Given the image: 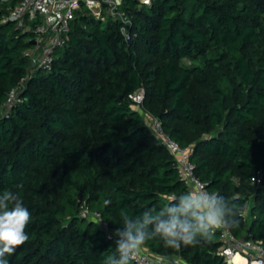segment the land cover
I'll list each match as a JSON object with an SVG mask.
<instances>
[{
  "label": "trees",
  "instance_id": "16d2710c",
  "mask_svg": "<svg viewBox=\"0 0 264 264\" xmlns=\"http://www.w3.org/2000/svg\"><path fill=\"white\" fill-rule=\"evenodd\" d=\"M17 2L0 0V193L18 192L31 220L9 264H104L115 240L84 211L115 230L121 208L137 215L189 191L135 110L140 90L191 150L196 177L240 209L232 233L264 246V0H125L128 37L118 20L78 13L52 71L29 69L34 35L2 23ZM221 246L216 230L195 246L143 249L227 264Z\"/></svg>",
  "mask_w": 264,
  "mask_h": 264
},
{
  "label": "built area",
  "instance_id": "2783aa9c",
  "mask_svg": "<svg viewBox=\"0 0 264 264\" xmlns=\"http://www.w3.org/2000/svg\"><path fill=\"white\" fill-rule=\"evenodd\" d=\"M13 1L15 0H3V3L10 4ZM135 1L145 4L151 2V0ZM124 2L125 0H18L14 7L8 9V14L5 15L2 23H14L24 33L34 35L31 39L33 46L25 54L29 69L52 71L55 53L67 44L72 23L76 20L78 13H89L102 22L108 19L118 20L122 25L121 32L128 37L127 28L131 21L122 11ZM130 98L135 105L138 104L143 107L145 92L140 90ZM15 100L16 91H13L8 103ZM149 116L152 123V127H149L153 129L160 142L175 157L179 176L185 186L192 191H198L201 186L207 190L206 185L196 177L195 166L191 162V150L181 147L180 144L172 140L164 132L160 121L151 115ZM145 120H147L146 117H144ZM256 183L260 184L261 181L257 180ZM247 213V208H244L245 217ZM83 217L95 220L108 237L115 231L103 221L99 213H89L86 210ZM218 230L222 242L220 256L224 258L227 264H264V246L262 243L254 241L250 236L237 238L229 227ZM111 239L115 240L116 238ZM237 257H240L244 262L236 261ZM133 262L135 264H188L181 257H159L143 248Z\"/></svg>",
  "mask_w": 264,
  "mask_h": 264
},
{
  "label": "clouds",
  "instance_id": "9594fccd",
  "mask_svg": "<svg viewBox=\"0 0 264 264\" xmlns=\"http://www.w3.org/2000/svg\"><path fill=\"white\" fill-rule=\"evenodd\" d=\"M103 203L107 207L112 202L105 199ZM239 211L234 201L202 186L198 191L183 192L159 208L148 207L137 215L121 208L122 227L109 236L116 238L115 248L104 264H132L153 239L161 240L165 248L177 250L211 240L216 230L238 224ZM30 220L31 212L18 192L0 193V264H9L8 257L29 240L26 229Z\"/></svg>",
  "mask_w": 264,
  "mask_h": 264
},
{
  "label": "rangeland",
  "instance_id": "374dc122",
  "mask_svg": "<svg viewBox=\"0 0 264 264\" xmlns=\"http://www.w3.org/2000/svg\"><path fill=\"white\" fill-rule=\"evenodd\" d=\"M135 110L140 112L144 117H146V119H147V120H145L146 121V125L152 127L151 119H149L151 117L149 116L148 112L144 109V107H142V106L137 104V105H135ZM147 114H148V116H147Z\"/></svg>",
  "mask_w": 264,
  "mask_h": 264
},
{
  "label": "bare ground",
  "instance_id": "6f19581e",
  "mask_svg": "<svg viewBox=\"0 0 264 264\" xmlns=\"http://www.w3.org/2000/svg\"><path fill=\"white\" fill-rule=\"evenodd\" d=\"M236 261H243L240 257L236 258ZM244 262V261H243Z\"/></svg>",
  "mask_w": 264,
  "mask_h": 264
},
{
  "label": "water",
  "instance_id": "95a60500",
  "mask_svg": "<svg viewBox=\"0 0 264 264\" xmlns=\"http://www.w3.org/2000/svg\"><path fill=\"white\" fill-rule=\"evenodd\" d=\"M105 9H107V6H105Z\"/></svg>",
  "mask_w": 264,
  "mask_h": 264
}]
</instances>
